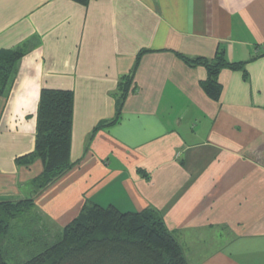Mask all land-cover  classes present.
<instances>
[{"label":"crops","instance_id":"crops-1","mask_svg":"<svg viewBox=\"0 0 264 264\" xmlns=\"http://www.w3.org/2000/svg\"><path fill=\"white\" fill-rule=\"evenodd\" d=\"M14 48L0 202L32 196L42 172L24 161L41 89L70 90L73 165L35 212L62 228L84 206L155 209L190 264H264V0H0V51ZM217 49L244 65L220 70L212 100L206 69L181 56ZM131 72L118 121L103 126Z\"/></svg>","mask_w":264,"mask_h":264},{"label":"trees","instance_id":"trees-1","mask_svg":"<svg viewBox=\"0 0 264 264\" xmlns=\"http://www.w3.org/2000/svg\"><path fill=\"white\" fill-rule=\"evenodd\" d=\"M73 1L82 5L88 2ZM22 55L18 48L0 51V94L8 89L13 68ZM181 57L206 69L200 85L212 100L219 98L220 70L242 69L244 65L226 61L221 49L211 59ZM132 77L133 72L120 78L114 118L103 126L118 121ZM72 101L70 90L40 91L34 150L24 161L40 159L42 172L33 180L32 196L0 202V264H190L155 209L121 212L114 207L84 206L62 228L34 211V196L73 165L69 159Z\"/></svg>","mask_w":264,"mask_h":264},{"label":"rangeland","instance_id":"rangeland-1","mask_svg":"<svg viewBox=\"0 0 264 264\" xmlns=\"http://www.w3.org/2000/svg\"><path fill=\"white\" fill-rule=\"evenodd\" d=\"M54 226V225H53ZM54 231V230H53ZM24 257H25V255H24Z\"/></svg>","mask_w":264,"mask_h":264}]
</instances>
